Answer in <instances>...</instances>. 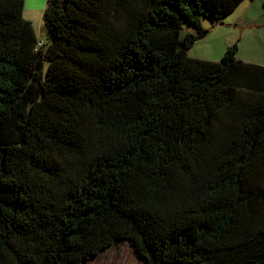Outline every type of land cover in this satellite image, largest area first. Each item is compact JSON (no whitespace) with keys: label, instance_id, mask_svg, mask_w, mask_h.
Returning a JSON list of instances; mask_svg holds the SVG:
<instances>
[{"label":"trees","instance_id":"obj_1","mask_svg":"<svg viewBox=\"0 0 264 264\" xmlns=\"http://www.w3.org/2000/svg\"><path fill=\"white\" fill-rule=\"evenodd\" d=\"M242 1L0 0V264H264V66L188 56Z\"/></svg>","mask_w":264,"mask_h":264},{"label":"rangeland","instance_id":"obj_2","mask_svg":"<svg viewBox=\"0 0 264 264\" xmlns=\"http://www.w3.org/2000/svg\"><path fill=\"white\" fill-rule=\"evenodd\" d=\"M244 0L228 16L222 19L200 17V24L207 34L195 41L188 56L209 61H218L228 46L237 45V58L246 63L264 66V1ZM248 4V6L246 5ZM41 24V25H40ZM35 25L37 41L48 42L46 29L41 21ZM186 33L197 34L196 28L184 23L181 37ZM82 264H144L127 241L100 251Z\"/></svg>","mask_w":264,"mask_h":264},{"label":"crops","instance_id":"obj_3","mask_svg":"<svg viewBox=\"0 0 264 264\" xmlns=\"http://www.w3.org/2000/svg\"><path fill=\"white\" fill-rule=\"evenodd\" d=\"M46 1L47 0H24V6H23L22 14L26 20L31 22L33 29H34V32H35V35H36V30H35L36 23L40 24L41 21L43 22V12H44V9L46 7ZM254 1L255 0H251V3L249 5L254 4ZM263 1L264 0H262V2ZM246 5L248 6V4H246ZM263 5H264V3H263ZM46 37H47V31L45 33V38ZM36 38H37V36H36ZM40 41H42V40H40Z\"/></svg>","mask_w":264,"mask_h":264},{"label":"built area","instance_id":"obj_4","mask_svg":"<svg viewBox=\"0 0 264 264\" xmlns=\"http://www.w3.org/2000/svg\"><path fill=\"white\" fill-rule=\"evenodd\" d=\"M42 45H43L42 41H38L37 44H36L37 47H41Z\"/></svg>","mask_w":264,"mask_h":264}]
</instances>
